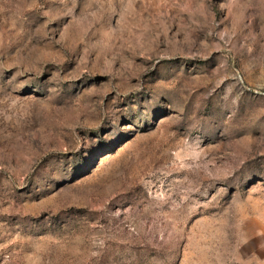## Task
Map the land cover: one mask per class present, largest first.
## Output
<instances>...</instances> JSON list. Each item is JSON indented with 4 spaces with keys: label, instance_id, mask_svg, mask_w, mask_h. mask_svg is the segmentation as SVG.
<instances>
[{
    "label": "rangeland",
    "instance_id": "rangeland-1",
    "mask_svg": "<svg viewBox=\"0 0 264 264\" xmlns=\"http://www.w3.org/2000/svg\"><path fill=\"white\" fill-rule=\"evenodd\" d=\"M0 264H264V0H0Z\"/></svg>",
    "mask_w": 264,
    "mask_h": 264
}]
</instances>
